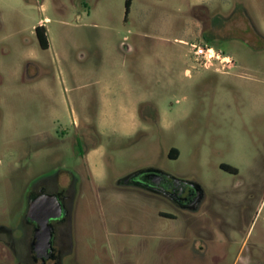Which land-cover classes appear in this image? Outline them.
I'll use <instances>...</instances> for the list:
<instances>
[{
  "label": "rangeland",
  "instance_id": "rangeland-1",
  "mask_svg": "<svg viewBox=\"0 0 264 264\" xmlns=\"http://www.w3.org/2000/svg\"><path fill=\"white\" fill-rule=\"evenodd\" d=\"M191 44L233 67H198ZM222 163L245 183L263 178L264 0H131L126 18L125 0H0V209L30 180L81 174L69 264L177 258L183 220L159 218L170 207L118 182L154 167L223 187L235 178Z\"/></svg>",
  "mask_w": 264,
  "mask_h": 264
},
{
  "label": "flooded vegetation",
  "instance_id": "flooded-vegetation-1",
  "mask_svg": "<svg viewBox=\"0 0 264 264\" xmlns=\"http://www.w3.org/2000/svg\"><path fill=\"white\" fill-rule=\"evenodd\" d=\"M84 144L83 137L77 143L79 150ZM88 154L80 155L85 162ZM168 156L176 159L178 152ZM219 169L235 178L231 185L218 187L212 181L206 188L194 178H179L154 167L130 172L118 182L156 196L170 207L171 212L159 211V218L183 220L185 235L173 245L179 256H167L166 264H264L254 208L264 172L262 179L245 183L238 169L223 163ZM60 172L65 175L56 173L24 183L12 208L0 209V264H69L82 177L76 171ZM260 187L264 193V186Z\"/></svg>",
  "mask_w": 264,
  "mask_h": 264
},
{
  "label": "built area",
  "instance_id": "built-area-1",
  "mask_svg": "<svg viewBox=\"0 0 264 264\" xmlns=\"http://www.w3.org/2000/svg\"><path fill=\"white\" fill-rule=\"evenodd\" d=\"M191 57L195 65L203 69L217 68L224 71L233 67L232 60L209 46L191 44Z\"/></svg>",
  "mask_w": 264,
  "mask_h": 264
},
{
  "label": "trees",
  "instance_id": "trees-1",
  "mask_svg": "<svg viewBox=\"0 0 264 264\" xmlns=\"http://www.w3.org/2000/svg\"><path fill=\"white\" fill-rule=\"evenodd\" d=\"M131 0H125V18L127 17L129 13V8H130ZM35 36L38 41V44L41 49H46L47 48V33H46V28L44 26H36L34 28ZM172 151H176L175 149H171L170 154Z\"/></svg>",
  "mask_w": 264,
  "mask_h": 264
},
{
  "label": "crops",
  "instance_id": "crops-1",
  "mask_svg": "<svg viewBox=\"0 0 264 264\" xmlns=\"http://www.w3.org/2000/svg\"><path fill=\"white\" fill-rule=\"evenodd\" d=\"M45 21H47V19H45Z\"/></svg>",
  "mask_w": 264,
  "mask_h": 264
},
{
  "label": "water",
  "instance_id": "water-1",
  "mask_svg": "<svg viewBox=\"0 0 264 264\" xmlns=\"http://www.w3.org/2000/svg\"><path fill=\"white\" fill-rule=\"evenodd\" d=\"M129 178V177H128Z\"/></svg>",
  "mask_w": 264,
  "mask_h": 264
}]
</instances>
